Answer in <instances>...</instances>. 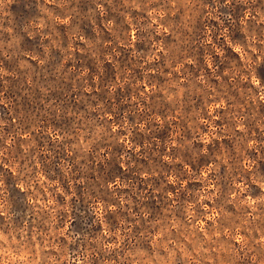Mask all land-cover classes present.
<instances>
[{
    "label": "rangeland",
    "instance_id": "rangeland-1",
    "mask_svg": "<svg viewBox=\"0 0 264 264\" xmlns=\"http://www.w3.org/2000/svg\"><path fill=\"white\" fill-rule=\"evenodd\" d=\"M0 264H264V0H0Z\"/></svg>",
    "mask_w": 264,
    "mask_h": 264
}]
</instances>
